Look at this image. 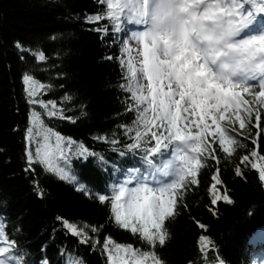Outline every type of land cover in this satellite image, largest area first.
<instances>
[{"label":"trees","instance_id":"1","mask_svg":"<svg viewBox=\"0 0 264 264\" xmlns=\"http://www.w3.org/2000/svg\"><path fill=\"white\" fill-rule=\"evenodd\" d=\"M106 12V3L99 0H0V234L14 242L21 264H109L106 239L112 242L109 248L154 252L160 264H264V238L251 243L264 229V164L259 171L253 167L255 157H264V105L256 96L242 108L246 123L241 134H233L234 156L218 142L211 148L202 145L208 157L197 159V183L191 184L188 176L187 187L173 193L178 198L174 214L165 220L164 245H149L139 231L117 224L114 186L130 185L134 180L129 173L147 165L139 150L126 147L135 136V131H125L135 118V102L121 88L125 42ZM98 14L103 18L89 22ZM258 16L264 19V14ZM41 52L43 61L34 55ZM25 74L35 81L27 88L35 91L31 99L36 103L25 90ZM50 102H55L57 116L51 115ZM36 115L44 129L52 130L50 136L73 142L69 178H61L54 166L49 170L41 163L29 164L27 153H35L41 139L35 137L34 144L27 139ZM208 124L215 129L211 120ZM150 143L155 146L154 140ZM81 146L96 156H77ZM214 175L222 182L216 186L221 197L216 204L209 197ZM80 185L88 194L77 190ZM64 220L78 227L88 224L87 241L65 228ZM92 226L99 230L93 233ZM201 236L206 237L204 250ZM254 249L258 256L251 260ZM146 264H153L151 258Z\"/></svg>","mask_w":264,"mask_h":264},{"label":"snow or ice","instance_id":"2","mask_svg":"<svg viewBox=\"0 0 264 264\" xmlns=\"http://www.w3.org/2000/svg\"><path fill=\"white\" fill-rule=\"evenodd\" d=\"M99 2L106 3V16L115 31L123 32L127 24L140 26V30L132 31L130 37L138 45L139 67L134 66L132 49L125 42L123 51L127 60H121L122 67H126L125 83L121 88L130 93L136 112L132 125L125 129L126 132L135 131L133 142L126 147L134 152L139 150L141 160L147 167L143 171L129 173L133 176L135 186L126 187L128 181L114 186L112 211L120 227L131 228L133 233L139 231L149 245L155 246L157 241L164 245L167 236L165 220L174 214L178 198L173 193L187 187L188 176L193 177L191 184L197 183L194 178L200 164L197 156L203 154L205 134L217 135L219 148L224 153L229 152L227 145L236 142L232 131L220 126L215 113L247 104L238 89L249 92L250 88L258 86L261 91L255 95L264 105V99H261L264 98V19L258 16V13L264 14V0ZM102 18L98 14L88 19L91 22ZM34 55L40 61L46 59L42 52ZM23 80L30 102L36 103L31 99L36 95L35 91L27 88L28 82L35 84V81L28 74L24 75ZM39 103L47 107L43 101ZM50 103L53 109L51 115L57 116L55 102ZM246 111L251 114V109ZM189 112L192 116H199L196 127L200 131L196 134L180 126L187 120L182 113ZM219 119H224L222 112ZM237 119L240 117L237 116ZM259 119L258 113L257 126ZM206 120H211L216 126L214 133L208 131L210 125ZM30 125L27 129L28 140L31 142L35 137L41 139L36 140L35 153H27L29 164L37 162L54 170L52 160L56 158L55 153L47 149L41 151V144L50 139L52 130L43 128L38 115L30 119ZM244 126L241 120V128ZM56 140L59 146L62 138L56 135ZM153 140L154 147L150 143ZM67 143L71 145L73 142L69 140ZM252 143L256 144V140ZM256 154L255 151L251 153L252 156ZM76 155L86 159L96 156V153H89L81 146ZM58 159L64 162V166L56 170L61 173V178H69L66 171L69 157L62 149ZM243 159L248 160V157ZM237 174H240L239 170ZM260 178L264 180V168L260 169ZM71 179L75 180V176ZM212 179V191L215 194L216 186L222 182L218 175ZM77 190L86 192V187L80 185ZM223 198L231 202L227 195ZM105 199V195H99L101 202ZM220 199V195H215L212 203L216 204ZM63 225L73 235L83 236L81 242L87 241L85 229L89 228L88 224L78 227L64 220ZM98 230L95 226L91 227L93 233ZM200 241L201 250H204L207 246L206 237L201 236ZM110 243L106 239L104 244V249L109 253V264H117V261L119 264H146L149 258L153 264H160L154 252L121 245H115L113 250L109 248ZM0 244L6 245L0 247V264H21L22 257L14 242L8 243L7 236L0 234ZM121 248L125 252L123 258L119 257Z\"/></svg>","mask_w":264,"mask_h":264},{"label":"rangeland","instance_id":"3","mask_svg":"<svg viewBox=\"0 0 264 264\" xmlns=\"http://www.w3.org/2000/svg\"><path fill=\"white\" fill-rule=\"evenodd\" d=\"M124 31L121 32V38L124 42L127 43V47L132 49V57L134 58V65L136 67H139V56H138V45L136 43L135 40L130 39L131 37V33L132 31H136V30H140V26H135V25H131V24H127L124 26ZM146 84V81H143ZM238 91L241 92V98L243 101H247V104H241L239 107H233L230 108L227 111H224L223 109L220 110V112L215 113L218 122L220 124V126L222 128H228L229 130L232 131V134H241L243 132V128H241V120L244 121V124L246 123V118L243 114V106L244 105H250L254 98H255V94L259 93L261 91V89L257 86L254 88H250L249 92H243L241 89H238ZM178 99V97H177ZM221 112L223 113L224 119L220 120L219 116L221 114ZM183 116L187 117V120L183 123L185 127H187L188 129H190V132L192 134H194L195 132L200 131V129H197L196 127V122L198 121V116H192L191 112L189 113H182ZM237 116L240 117V119H237ZM209 120H206V123L208 124ZM209 125V124H208ZM203 127V126H201ZM214 130L211 125L208 129L209 132H213ZM28 139V138H27ZM215 142H218V136L217 135H207L205 134L204 136V144H207L210 148L212 146V144ZM34 140H33V144H34ZM65 143L63 146L61 144ZM44 148L43 146H41V148L43 149V151L45 149H47L50 152L55 153L56 158L52 160V166H54L56 169L63 167L64 166V162L62 160H59V156H60V151L61 149L63 150V152L70 157L71 155V151H70V146L67 143V140L65 141H60L59 142V146L58 142L56 140V136L55 135H51L49 140H46L43 142ZM229 148V156H234L235 152H236V148L234 146V144H229L227 145ZM81 149L79 148V150H77V152H79ZM203 154L207 156V153L203 151ZM199 158V155L197 156V159ZM264 164L263 160L259 157H255L254 158V165L256 166L255 169L259 171V169L261 168V166ZM67 166H68V160H67ZM124 184V183H122ZM135 186V183L132 182L130 183V185L126 184V187H133ZM215 195H217V192L214 194L212 191V186L209 189V197L210 199L213 201V199H215ZM264 238V229L259 230L256 232V234L253 237V240L251 241L254 242L256 240H261ZM113 250H115V246L110 247ZM258 251L256 249L253 250V253L251 255H249V259H254L257 255ZM125 256V252L123 250V248L120 249L119 252V257L123 258ZM251 259V260H252ZM108 261H109V253H108ZM117 264H119V261H117Z\"/></svg>","mask_w":264,"mask_h":264}]
</instances>
